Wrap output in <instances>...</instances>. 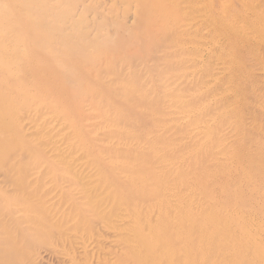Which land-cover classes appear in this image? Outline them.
I'll list each match as a JSON object with an SVG mask.
<instances>
[{"label":"rangeland","instance_id":"obj_1","mask_svg":"<svg viewBox=\"0 0 264 264\" xmlns=\"http://www.w3.org/2000/svg\"><path fill=\"white\" fill-rule=\"evenodd\" d=\"M161 2L0 0V39L26 49L51 38L58 61L76 60L86 68L77 75L66 69L69 62L57 66L54 79L76 100L62 108L64 118L54 115L52 121L45 112L49 125H41L40 117L0 115V264H73L63 248H54L61 245L57 239L80 251L69 232L54 231L61 221L54 224L51 206L60 197L71 199L59 190L73 184V173L88 171L81 150H71L77 139L65 121L72 119V105L84 100L78 97L84 85L103 94L100 111L83 104L88 146L100 157L111 156L113 147L128 150L140 181L166 187L162 198L151 202L176 201L183 222L201 231L182 236L202 239L209 260L220 262L214 250L220 247L226 264H240L237 257L245 250L250 264H257L255 256L264 250L259 241L264 242V0ZM3 60L0 50V64ZM103 65L114 72L100 69ZM110 81L116 86L106 85ZM17 100V110H30ZM23 126L28 132L14 138L11 134ZM37 131L49 142V156L42 159L38 156L48 143L37 141ZM23 139L35 143L38 156ZM51 140L60 142L58 149L51 148ZM1 152H9L7 161ZM56 153L76 159L81 168L55 164ZM101 167L122 186L129 183L128 175ZM98 227L88 233H99L102 252L118 251L113 233Z\"/></svg>","mask_w":264,"mask_h":264},{"label":"bare ground","instance_id":"obj_2","mask_svg":"<svg viewBox=\"0 0 264 264\" xmlns=\"http://www.w3.org/2000/svg\"><path fill=\"white\" fill-rule=\"evenodd\" d=\"M156 2L158 5H162L161 0H156ZM37 40L32 48L21 49L19 43H14L7 37L0 39V50L4 54L3 63L0 64V91H3L0 93V115L17 113L19 117H26L33 121L40 117L39 123L41 125H49L44 120L45 112L52 115L49 119L52 121L54 115H56V118H64L67 111H62V108L68 104L69 100L75 99L61 82L54 79L58 64L62 66L65 62H69L66 69L69 66L72 70H76L77 75L85 74L86 68L76 60L61 61L62 58H60V61H58V56L55 57L54 55L53 39L50 38L44 42L43 40ZM55 61H57L56 65ZM109 66L103 65V68L100 66V69H107L108 67L107 72H114ZM11 67H14V69ZM96 78L99 77L96 76ZM114 81H110L106 85L114 84L115 87L116 83ZM117 84L120 86L121 82L117 81ZM83 91L84 95L78 97H84V100H81L79 107H76V104L72 105L75 110L73 114L70 111L72 119L67 116L68 121H65L69 129L71 125V133L77 139V142L71 145V150H81L82 156L86 160L84 169H88V171L73 173L71 179L73 184L61 187L59 190V192L68 193L71 199L64 200L60 197L51 206H54V224L58 220L61 221L54 231L69 232L77 241L80 251L77 254L72 242L65 238L57 239L60 240L61 245L55 244L54 248H63L62 253L73 264H91V262L101 264H217L215 261H218V258L211 261L205 255L204 251L206 249L203 241L201 242L202 239L198 242L196 240L185 241L182 234L185 236L189 234L193 238L192 234L201 231L200 229L197 230L192 224L187 225V221L183 222L185 217L183 216L181 219L176 201L166 199L159 203L151 202L153 197L163 196L166 187L161 184V186L158 184L156 186L153 184V186L140 181L137 177V170L132 167L131 161H133V158L128 150L113 147L110 149L112 151L111 156L100 157L96 150L91 148L90 145L88 146L81 127V122L87 120L83 104L87 103L90 108L100 111L101 106L100 109L97 107L102 102L103 94L99 89L95 90L88 85H84ZM16 95L19 96L16 97ZM53 97L57 98L56 102L53 101ZM17 99L24 100L30 110L26 113L24 110H17L19 103ZM106 101L105 99L103 102ZM36 102H39L38 106L35 105ZM31 111H36V115L29 114ZM117 112L120 113V110L118 109ZM16 125H18V121ZM23 130L28 132V129L23 126L11 135L20 139L25 134ZM36 135L37 141L48 143V148L40 152V156L34 149L35 143L23 140L26 141L24 142L25 146L36 152L38 159H42L43 154L49 156V142L41 131H37ZM59 143L57 140H51L50 146L52 149H58ZM1 153L3 155L7 153L6 155H8L9 152ZM55 156V164H63L73 169L81 168V164L76 159L66 160L61 157V153H56ZM3 157L5 160L3 158L1 161H7L8 156L5 157L4 155ZM101 166H107L109 171L118 170L125 179L128 175L127 180L129 183L122 186L118 177H111L112 173L104 171ZM135 173L137 175L133 177ZM121 192H126V196L122 195L124 193ZM142 193H147V197L139 199L138 196ZM186 198L188 199V196ZM186 203V201L181 202L182 206ZM187 211L191 215L194 214L191 204ZM81 227L83 228L80 229ZM96 227L105 232L113 233L114 243L120 247L118 251L103 250L102 252L103 245L99 241V233H88ZM214 227L212 226L213 229H215ZM201 229L203 233L207 231V228ZM226 231L228 230L224 232ZM239 239L240 237H238ZM245 239L248 245L253 243L247 235ZM260 239L262 240L263 237H260L259 241L264 244ZM214 250L217 255L220 254L218 264H226L225 258H222L220 247ZM112 254L115 258L113 262L111 261ZM237 259L240 264H250L252 260L247 250L243 251ZM255 260L257 264H264V250L257 253Z\"/></svg>","mask_w":264,"mask_h":264}]
</instances>
